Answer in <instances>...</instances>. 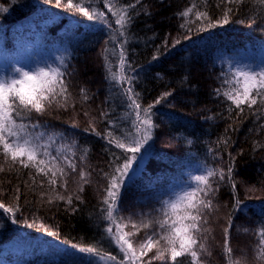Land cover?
<instances>
[{"label": "trees", "instance_id": "trees-1", "mask_svg": "<svg viewBox=\"0 0 264 264\" xmlns=\"http://www.w3.org/2000/svg\"><path fill=\"white\" fill-rule=\"evenodd\" d=\"M83 2L104 11L116 27L103 3ZM121 2L126 5L134 0ZM200 2L203 4V0ZM209 3L210 14L215 19L222 11L215 7L219 0ZM189 4L190 0H141L133 10L139 15L127 37L125 47L131 67L126 73L133 75L135 69L138 79L134 86L141 94L142 106L151 104L161 93L172 91V95L153 109V120L159 127L151 139L150 154L134 163L136 171L128 181L120 215L138 221L139 213L159 208L158 201L185 187H195L192 177L203 174L204 167L226 169L231 161L242 204L233 213L230 183L220 185L214 201L220 205L215 213L218 220L212 225L215 239L208 242L212 255L202 259L205 264H226L222 254L223 229L232 213L229 243L233 259L251 264L258 243L256 231L264 216V130L258 126L264 120L259 115H243L230 109V102L218 97L214 90L221 87L222 80L227 78L225 74L230 75L235 67L255 68L261 64L264 18L253 15L249 6H245L228 24L205 31H196L193 26L189 32L180 27L184 19L179 15ZM0 5L10 9L0 13V76L13 74V67L31 69L37 64H55L61 60L67 63L69 71H73L75 108L54 107L35 119L46 122L51 130L62 132L69 138L68 142L74 139L78 145L88 146V163L97 172L108 171L111 154L120 155V150L101 138L108 128L101 112L108 111L106 97L115 92L106 80V64L110 61L113 71H119V37L106 45L109 35L102 24L63 6L57 7L56 0H0ZM177 40L180 42L176 43ZM106 47L114 49L115 54L104 53ZM158 73L161 75L157 76ZM185 76H188L186 81ZM81 87L91 97L87 102L80 99ZM85 112L89 115L85 116ZM122 114L127 115L124 108L117 107L109 119H122ZM91 128L95 132L85 131ZM189 139L191 144L187 142ZM0 165L6 169L0 172V203L6 208L20 206L12 217L0 209V264H89L88 254L77 250L87 246L117 254V247L104 238L107 222L99 221L102 211L99 205L106 187L101 175L93 173V183L83 193L84 203L73 212L63 201L47 203L51 192L46 183L41 184L43 177H37L33 185L29 169L17 166L8 171L2 156ZM76 188L77 184L70 181L68 192L75 193ZM41 193H45L43 198ZM77 203L74 200L73 206ZM125 231L132 229L129 226ZM35 237L46 240L48 249L36 254L19 252L8 245L21 238ZM143 239L142 230L134 238V247ZM54 245L68 252L56 250ZM245 254L247 260L243 259ZM178 259L187 264V258ZM153 264H171V261L156 260Z\"/></svg>", "mask_w": 264, "mask_h": 264}, {"label": "snow or ice", "instance_id": "snow-or-ice-1", "mask_svg": "<svg viewBox=\"0 0 264 264\" xmlns=\"http://www.w3.org/2000/svg\"><path fill=\"white\" fill-rule=\"evenodd\" d=\"M99 2L112 14L115 28L106 13L92 8L91 3L85 4L83 0H66V3H62V0H56L57 7L63 6L74 13H80L89 21L102 24L109 35L106 45L117 41L119 37V71H113L110 61L106 64V80L115 92L106 97V102L110 105L108 111L101 112V116L108 121V128L101 138L109 146L114 145L119 149L120 155L112 153L107 162L108 171L100 169L97 172L88 163V146L78 145L74 139L68 142L69 138L62 132L51 130L46 122L41 123L35 119L36 115H44L54 107L75 108L73 71H69L68 64L61 60L55 64H37L31 69L13 67V74L0 76V156L7 163L8 171L17 166L29 169L33 185L36 184L37 177H43L41 184L46 183L51 192L47 195V203L51 205L63 201L73 212L78 210L79 204L84 203L83 193L85 187L93 183V173L97 172L103 177L106 187L103 188L104 195L99 205L102 210L99 221L107 222L104 238L116 246L118 252L113 255L97 247H79V252L88 254L89 264H153L156 260L183 264L178 259L181 257L187 258V264H205L202 256L212 255L208 242L215 239L212 225L218 220L215 213L220 205L214 201L220 185L230 183L234 200L233 213L242 204L236 192L233 164L230 161L226 169L204 167L203 174L192 177L196 182L195 187H185L167 199L158 201L159 208L139 213L138 221H133L131 216L120 215L121 201L128 181L136 171L133 165L143 158L141 149L153 139L155 130L159 127L153 120V109L157 104L166 102L172 91L161 93L151 104L142 106L141 94L135 91L134 86V81L138 79L135 69H132L133 75L126 73L131 64L125 46L128 44L130 26L139 15L133 10L141 0H134L126 5L121 0ZM252 5L256 7H250ZM245 6H249L253 15L264 18V0H219L215 7L222 11L215 19L210 14L209 0H203V4L200 0H190L189 7L179 13L184 19L180 27L191 32L193 26L196 31H205L228 24ZM9 10V7L0 5V13ZM109 51L115 54L114 49L107 47L104 53ZM153 59L157 57L154 56ZM225 76L227 78L222 80L221 87L214 90L215 94L230 102V109L238 110L243 115H259L264 120V61L255 68L252 65L235 67L230 75ZM187 79L188 76H185L184 80ZM79 95L82 102L91 99L88 90L83 87L80 88ZM117 107H123L127 115L122 114V119H109V114ZM84 115L88 116L89 113L85 112ZM258 126L264 130V123H259ZM89 130L95 132L94 128L85 129ZM187 142L191 144L192 140ZM5 170L0 165V172ZM70 181L77 184L75 193L68 192ZM57 186L60 191H57ZM44 196L45 193H41V197ZM74 200L78 202L75 206ZM19 207L17 204L6 208L0 203V209L10 217L19 211ZM129 226L132 231H125ZM232 227L233 214L230 213L227 227L223 229L222 254L226 257V264H241L240 259H233V249L229 243ZM44 230L47 231L46 228ZM142 230L144 239L138 247H134V238ZM49 235L55 236L56 233L49 232ZM256 236L258 243L255 245L251 264H264V216L259 220ZM72 247L77 248L76 245ZM150 253L154 255H149ZM243 259H248L246 254Z\"/></svg>", "mask_w": 264, "mask_h": 264}, {"label": "rangeland", "instance_id": "rangeland-1", "mask_svg": "<svg viewBox=\"0 0 264 264\" xmlns=\"http://www.w3.org/2000/svg\"><path fill=\"white\" fill-rule=\"evenodd\" d=\"M262 61H264V57H262ZM145 148L141 149V153H142V159L144 160L151 152V140L148 141V143L146 145H144ZM133 167L135 168V166L133 165ZM43 238H21L18 240H15L13 242H10L8 245L9 246H13V248L19 252L24 251L27 253H31L34 252L36 254H39L40 252H43L45 250H47V246L44 243ZM54 248L56 250H60L61 252H68L67 249L65 248H61L58 245H54Z\"/></svg>", "mask_w": 264, "mask_h": 264}]
</instances>
